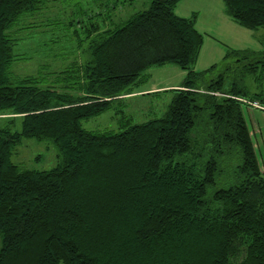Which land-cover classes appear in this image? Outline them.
Segmentation results:
<instances>
[{"label":"trees","instance_id":"obj_1","mask_svg":"<svg viewBox=\"0 0 264 264\" xmlns=\"http://www.w3.org/2000/svg\"><path fill=\"white\" fill-rule=\"evenodd\" d=\"M58 1L0 0V264H264V170L244 113L264 93L239 77L229 85L224 63L211 79L217 64L194 69L205 38L194 15L176 13L182 0H151L128 18L110 12L124 0H91L93 14L73 17L110 25L92 21L67 65L20 74L17 46L62 11ZM223 1L237 24L264 29V0ZM242 51L236 61L262 80L264 49L226 60ZM169 63L186 75L164 90L173 97L161 117L118 131L82 125ZM24 138L53 142L57 164L14 162Z\"/></svg>","mask_w":264,"mask_h":264},{"label":"rangeland","instance_id":"obj_2","mask_svg":"<svg viewBox=\"0 0 264 264\" xmlns=\"http://www.w3.org/2000/svg\"><path fill=\"white\" fill-rule=\"evenodd\" d=\"M110 1L113 5L114 2L123 0ZM150 2L151 0H124L125 6L119 7L116 12L115 10L110 12L112 18L119 17V15H126L128 18L131 14L148 8ZM57 3L61 6L62 11L59 9L57 15L47 17V21L41 20L34 24L29 29V33L25 34L24 40L17 46L16 51L24 56L15 65L20 74L47 72L53 68L67 65L79 54V49L86 48L87 28L91 26L92 21H99L101 29L110 25V22L105 23L101 16L97 19L87 20L88 17L81 12L76 13L75 17H83L84 21L81 23L83 25L79 22L69 24L68 20L75 18L73 13L76 10H84L93 14L91 0H65L63 3L60 1ZM59 6H51L50 9L54 13L58 11ZM176 13L186 17L194 15L196 28L204 34L205 41L194 64L195 70L202 71L217 64V69L211 72L207 78L211 79L222 72L221 67L224 63L230 66L226 76L229 85L239 77L238 81L243 86L249 87L252 92L262 91L264 93V77L262 80H258L256 74L252 75L251 72H247L243 61H236L250 52L242 51L241 54L234 55L229 60H226L225 57L231 49L255 50L259 55V52L264 49V29H248L237 24L227 15L223 0H182L176 7ZM81 39L85 40L81 41ZM145 73L149 78L140 83L136 92L114 101L112 107L100 115L83 119L82 125L89 130L118 131L124 129L122 126L128 118H132L134 123H141L161 117L168 108L173 92H165L164 90L167 89L157 91L146 89L158 84L161 80L170 82L180 80L179 82H182L184 78L182 73L185 76L186 72L178 65L169 63L150 66ZM251 106L264 109L263 105ZM4 122L3 119H0V127L5 124ZM13 129H21V118L16 120ZM58 153L57 146L51 141L24 138L14 150L12 160L26 168L45 170L57 164Z\"/></svg>","mask_w":264,"mask_h":264},{"label":"crops","instance_id":"obj_3","mask_svg":"<svg viewBox=\"0 0 264 264\" xmlns=\"http://www.w3.org/2000/svg\"><path fill=\"white\" fill-rule=\"evenodd\" d=\"M150 75L152 77V74ZM182 77H185L184 73H182ZM179 81L180 80H178L177 82H170L161 80L158 84H155L154 86H151L146 90L157 91L175 88L181 84V82ZM244 113L259 158V162L261 164V168L262 170H264V109L248 105L244 108Z\"/></svg>","mask_w":264,"mask_h":264},{"label":"built area","instance_id":"obj_4","mask_svg":"<svg viewBox=\"0 0 264 264\" xmlns=\"http://www.w3.org/2000/svg\"><path fill=\"white\" fill-rule=\"evenodd\" d=\"M253 105H256V106H258V105H260L259 103H257V102H255V103H253Z\"/></svg>","mask_w":264,"mask_h":264}]
</instances>
